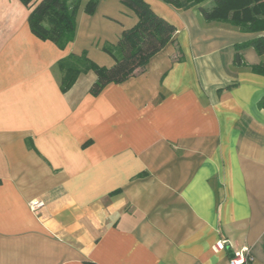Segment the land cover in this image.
Instances as JSON below:
<instances>
[{"label": "crops", "instance_id": "crops-1", "mask_svg": "<svg viewBox=\"0 0 264 264\" xmlns=\"http://www.w3.org/2000/svg\"><path fill=\"white\" fill-rule=\"evenodd\" d=\"M146 2L176 43L92 96L93 72L63 93L58 62L86 52L112 68L104 47L137 15L100 0L60 50L33 35L31 9L0 0V264H229L243 248L264 264V54L234 63L264 32L206 22L211 0Z\"/></svg>", "mask_w": 264, "mask_h": 264}, {"label": "trees", "instance_id": "trees-1", "mask_svg": "<svg viewBox=\"0 0 264 264\" xmlns=\"http://www.w3.org/2000/svg\"><path fill=\"white\" fill-rule=\"evenodd\" d=\"M100 0H41L33 9L35 0H20L31 9L28 23L31 32L42 41L54 43L64 50L74 42L77 31L78 16L81 10L88 15L95 14ZM181 8L180 0H162ZM208 0H189L190 3L201 4ZM213 7L201 8L203 19L230 25L243 33L264 32V0H211ZM122 4L131 9L138 17V24L123 33L116 47L105 46L104 52L112 56L115 65L112 68L100 67L82 55H70L58 62L62 73L60 89L63 93L70 91L83 74L93 72L97 81L90 89L92 96H98L108 85L121 84L133 76L145 71L150 60L161 52L168 44L176 43L174 36L176 27L159 17L146 0H121ZM254 47L264 54V38L236 46L234 63L238 67L245 66L240 51ZM177 61L182 60L181 49L178 48ZM255 73L264 74V64L252 67ZM264 106V99L260 102ZM1 185V181H0Z\"/></svg>", "mask_w": 264, "mask_h": 264}, {"label": "built area", "instance_id": "built-area-1", "mask_svg": "<svg viewBox=\"0 0 264 264\" xmlns=\"http://www.w3.org/2000/svg\"><path fill=\"white\" fill-rule=\"evenodd\" d=\"M45 202L42 200H35L30 203V208L33 212H40L45 207ZM228 241H220L216 245L217 250H224ZM254 258L251 254L250 248H243L240 250H233L229 264H253Z\"/></svg>", "mask_w": 264, "mask_h": 264}]
</instances>
